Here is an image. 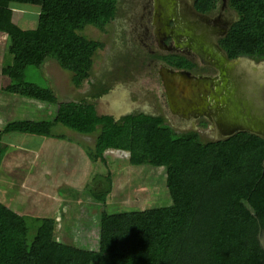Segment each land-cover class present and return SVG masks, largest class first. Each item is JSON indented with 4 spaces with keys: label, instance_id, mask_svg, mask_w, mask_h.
Returning <instances> with one entry per match:
<instances>
[{
    "label": "rangeland",
    "instance_id": "obj_1",
    "mask_svg": "<svg viewBox=\"0 0 264 264\" xmlns=\"http://www.w3.org/2000/svg\"><path fill=\"white\" fill-rule=\"evenodd\" d=\"M139 1L117 0L115 20L104 33L93 28L85 31L87 38L102 40L105 44L103 51L92 56L88 53L70 56L60 46L34 40L33 69L12 70L11 89L8 93L0 92V130L22 115L35 121L53 122L59 103L87 99L97 104L99 114H112L116 118L127 112L162 115L177 132L196 131L203 142L223 138L216 124L201 125L206 120L192 117L180 120L164 104L166 96L161 97L157 88L158 65L153 64V54L143 44L147 29L144 22L150 20L148 15L142 18L145 16L137 9ZM184 2L192 5L191 0ZM222 5L223 1L216 12H220ZM222 12L233 11L228 7ZM15 13V18L24 23L23 29L36 25L38 12ZM198 15L192 14L190 18L199 22ZM89 63L88 76L76 88L73 79L82 77ZM229 78L227 91L233 97L234 106L235 102L240 105H236L240 117L261 120L258 127L264 131V60L239 59ZM6 97L12 98L11 103ZM18 104L31 109H17ZM54 129L65 140L16 133L2 138L9 151L1 163L0 200L26 217L29 243L34 237L51 234L45 224L58 227L64 235L68 207L79 203L86 189H98V181L107 172L113 181L106 202L108 214L140 212L171 204L164 184V168L132 166L128 164L127 154L113 151L106 154L108 168H105L100 162H90L79 146L80 143L93 145V136H81L61 126ZM20 152L32 163L22 158V164L13 169L12 159ZM3 177L19 184L14 186L6 180L4 183ZM12 177L20 179L16 181ZM49 216L52 221L47 223L44 218ZM83 223L87 231L97 226L94 215ZM87 231L83 232L85 239L79 235L81 246L88 247L98 241L94 232ZM180 258L177 264H264V187L247 202L207 188L185 237ZM99 262L111 264L104 257Z\"/></svg>",
    "mask_w": 264,
    "mask_h": 264
},
{
    "label": "trees",
    "instance_id": "obj_2",
    "mask_svg": "<svg viewBox=\"0 0 264 264\" xmlns=\"http://www.w3.org/2000/svg\"><path fill=\"white\" fill-rule=\"evenodd\" d=\"M221 2L191 0L193 9L206 15L214 14ZM227 3L234 21L220 38V47L231 60H264V0ZM11 4L38 7L36 26L21 29L15 25ZM116 4L117 0H0V32L60 46L70 56H92L103 51L105 44L87 38L85 31L93 28L104 33L115 20ZM163 61L176 69L192 68L181 56H165ZM90 65L84 77L73 79L76 88L88 76ZM5 79L1 92L8 93L12 75ZM23 116L0 130V166L9 151L2 142L4 136L16 133L65 140L54 129L61 126L81 136H93L91 146L79 142L92 163L108 168L106 154L113 151L127 154L129 165L164 168L171 204L110 215L106 202L113 181L107 172L98 181V189H86L82 200L68 207L64 235L58 227L45 224L51 234L34 237L29 243L26 217L0 200V264H99L103 257L111 264H176L205 190L212 188L247 202L264 173V138L251 132L203 142L196 131L177 132L164 116L133 112L116 118L99 114L97 104L87 99L59 103L53 122ZM93 215L97 226L84 230L83 222ZM50 216L44 218L47 223L52 221ZM86 231L98 238L88 247L79 241L80 234L85 239Z\"/></svg>",
    "mask_w": 264,
    "mask_h": 264
},
{
    "label": "water",
    "instance_id": "obj_3",
    "mask_svg": "<svg viewBox=\"0 0 264 264\" xmlns=\"http://www.w3.org/2000/svg\"><path fill=\"white\" fill-rule=\"evenodd\" d=\"M155 1L154 24L160 31L158 34L161 35L164 32V34L171 33L176 36L180 33L190 38L194 37L195 42L193 44L183 42L179 45L180 48L192 50L202 64L212 65L219 69L221 73L220 79L198 78L191 77L185 72H176L163 67L161 75L168 92L170 108L176 113L174 116H179L178 119L181 120L182 113H185V116L190 118L195 110L204 109L212 115L208 123L216 124L219 128V136H224L223 138L231 137L239 132H251L264 138V131L258 127L261 120L255 122V120L248 119L247 116L241 118L236 108V105L237 107H240V105L234 101V106L233 97L230 95V91H227L230 84L229 72H232L234 66H237L239 59L231 61L212 36L203 32L196 34L198 23L190 18L192 16L190 12H196L192 6L186 11L179 10L178 12L177 0ZM227 5V0H223V7L228 8ZM172 19H175L173 27H171ZM226 21L223 17L222 21L214 22L212 25L215 27L220 26ZM208 23L210 24L209 21ZM224 30L225 28L221 33L226 31ZM182 31H185V33H181ZM159 39L164 40L161 36H159ZM176 41L179 42L177 39ZM246 122L247 124L252 122V124L250 123V126H247Z\"/></svg>",
    "mask_w": 264,
    "mask_h": 264
},
{
    "label": "flooded vegetation",
    "instance_id": "obj_4",
    "mask_svg": "<svg viewBox=\"0 0 264 264\" xmlns=\"http://www.w3.org/2000/svg\"><path fill=\"white\" fill-rule=\"evenodd\" d=\"M185 0H177V6H178V12L180 11H185L188 10L189 7H191L192 5L188 2H184ZM223 1V0H222ZM184 2V3H183ZM183 3V4H181ZM183 6V8L181 7ZM137 9L141 10L142 14L145 17L142 18H147L146 15L149 16V20L150 22L148 23V21L145 20V25H146V30H145V37L143 38V44L144 46L147 48L146 50L153 54L152 55V62L154 65H158V81H157V88L160 90L161 93V97L164 98V95L166 96V98L164 99V104H167L168 109L172 112V114H176L171 110V104L169 103V99H168V92L167 89L164 85V81L161 75V72H163V67H165L166 69H172L176 72H185L188 75H190L191 77H198V78H217L220 79L221 77V73L219 71V69H217L216 67L212 66V65H205L202 64L200 59L195 55V53L187 48H180V44L181 43H191L193 44L194 41V37L190 38L188 36H186L185 34H176V36H173V34L171 33H166L164 34L161 33V35L158 34V32H160L157 28V26L154 24V20H155V10H156V1L155 0H140L139 1V5L137 6ZM227 8H224L223 5L221 6V10L220 12H214V14L211 15H206V14H197L196 12H190L192 14H196L198 15V19L199 22L198 23V30L196 31V34L199 33H206L209 36H212V38L219 43L220 38H222L225 34L226 31L228 30L229 26L233 23L234 21V15L232 14V12H222L224 10H226ZM139 13V12H138ZM225 18L227 21L224 22V24L220 25V26H213L212 23L214 22H218V21H222V18ZM140 18V19H142ZM172 23H171V27H173L175 25V19H172ZM208 21L210 22V24L208 23ZM232 22V23H229ZM225 28V32L221 33V31ZM157 31V32H156ZM181 33H185V31H182ZM225 33V34H224ZM165 36H164V35ZM159 36H161L164 40L162 41L161 39H159ZM179 40V42L176 41ZM165 56H181L183 58H185L186 60H188V62L192 65V68L189 70H182V69H175L170 67L169 65H167L164 61H163V57ZM160 74V76H159ZM164 94V95H163ZM128 113H133V112H127ZM143 114H148V113H144V112H140ZM212 113V112H211ZM148 115H152V116H158L156 114H148ZM162 116V115H161ZM192 118H196V119H204L206 121L204 122H200L201 125L202 123L205 124V122L208 123L209 118H212L211 114H208L207 111H205L204 109L202 110H195L194 113L191 115ZM211 116V117H209ZM179 117V116H177ZM189 118V117H188ZM187 116H185V113H182L181 116V120H188ZM250 123L246 125H249Z\"/></svg>",
    "mask_w": 264,
    "mask_h": 264
},
{
    "label": "crops",
    "instance_id": "obj_5",
    "mask_svg": "<svg viewBox=\"0 0 264 264\" xmlns=\"http://www.w3.org/2000/svg\"><path fill=\"white\" fill-rule=\"evenodd\" d=\"M11 12H13V23L15 25H17L16 21H18V23L20 25H17L18 27H20L21 29L24 26V23L21 22L20 19H16L15 12H25V13H30V12H39L38 7L35 6H31V5H21V4H11L9 6ZM22 15V14H20ZM24 16H28L29 15H24ZM34 16V15H32ZM36 26V25H35ZM34 26V27H35ZM33 28V27H32ZM34 40L32 39H28L25 37H17V36H13V35H9V34H5V33H1L0 32V77H2V79L0 80V92L3 89L4 86V82L7 80L5 79V77L12 75V70H19V71H30L32 70V68L34 66H32L34 59H35V54H34ZM7 98V97H6ZM12 101V98L9 97L7 98V102ZM12 108L11 106L9 107V109ZM15 108L17 109H31V107L25 106L23 104H18L15 106ZM55 146V145H54ZM21 155H23V157H21ZM22 158H25V155L22 154L21 152L19 153V155H15V157L12 159L13 160V169H16L17 167H19L23 160ZM28 163L31 164L32 161H29L27 159ZM3 164V162H2ZM2 164L0 167V170L2 168ZM10 171H13L12 169H10ZM10 177V176H8ZM4 180L3 182L5 183L6 181H9L10 183H14L11 180L7 179L6 177H3ZM10 179H15L16 181L20 178H10ZM25 181L26 179H22L21 181ZM20 181V182H21ZM19 183H14V186H16ZM99 187V185L97 186ZM264 187V173L263 176L261 177L260 181L257 183L255 190L253 191L251 197L253 198V194H257L260 193V191L262 190V188ZM221 240V239H219ZM180 256L176 262L179 263L180 261Z\"/></svg>",
    "mask_w": 264,
    "mask_h": 264
}]
</instances>
